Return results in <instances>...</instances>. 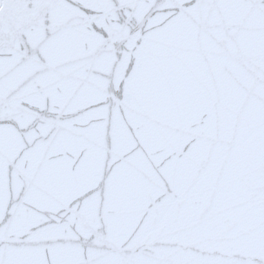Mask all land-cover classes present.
Returning <instances> with one entry per match:
<instances>
[{
	"label": "snow or ice",
	"instance_id": "1",
	"mask_svg": "<svg viewBox=\"0 0 264 264\" xmlns=\"http://www.w3.org/2000/svg\"><path fill=\"white\" fill-rule=\"evenodd\" d=\"M0 264H264V0H0Z\"/></svg>",
	"mask_w": 264,
	"mask_h": 264
}]
</instances>
